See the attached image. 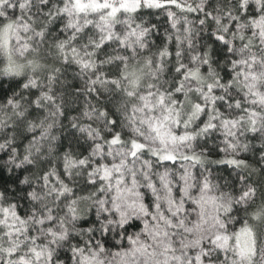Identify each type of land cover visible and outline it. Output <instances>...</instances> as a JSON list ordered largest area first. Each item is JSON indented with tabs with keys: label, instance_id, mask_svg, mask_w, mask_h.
Returning <instances> with one entry per match:
<instances>
[{
	"label": "snow or ice",
	"instance_id": "1",
	"mask_svg": "<svg viewBox=\"0 0 264 264\" xmlns=\"http://www.w3.org/2000/svg\"><path fill=\"white\" fill-rule=\"evenodd\" d=\"M8 3L9 0H0V50L4 55L3 73L15 77L24 73L25 65L16 61L13 43L20 40L21 31H33V26L22 17L19 22L9 19L4 11ZM258 4L264 7V0H258ZM19 7L23 10L27 5L21 3ZM241 7L246 9L247 5ZM42 8L46 19L54 18L49 3ZM143 8L194 10L179 0H61L56 16L66 23L64 31H69V37L53 42L58 55L65 64L72 62L82 71L96 72L97 65L91 59L97 55L96 50L104 51L113 43L125 52L146 49L149 30L146 25L134 23ZM168 19L176 31L166 37L167 44L160 43L155 59L145 56L141 66L139 59L118 53L109 58L117 64V78L106 76L103 81L91 82L93 86L102 83L120 88L123 81L122 91L129 103L124 105L123 123L120 119L109 120V113L100 115L106 137L100 136L98 129L81 128L94 141L92 156L97 166L93 168L86 159H66L65 169H91L90 186H102L101 192L107 189L110 193L108 199L99 202L98 212L105 219L113 217L118 221L125 234L130 222H142L141 231L126 235V246L111 253L117 264H217L221 260L226 264H253L256 234L252 225L248 220L238 221L241 226L234 229L227 221L235 205L241 206L237 211L251 210L254 219L264 220V200L259 205L255 203L257 190L253 185L243 184L239 191L227 190L213 179L212 173L201 172L206 157L195 148L201 137L219 133L226 146L220 151L226 155L218 163L240 169L248 167L234 155L248 147L241 142V136L264 138V55H259L261 50L257 48V43L264 45V15L253 13L247 23L237 27L234 22L216 32L215 43L230 58L231 71L226 80L215 77L207 81L203 76L208 68L200 67L206 63L204 59L193 56L191 63L181 59L184 47L193 46L191 26L180 27L171 12ZM81 34H89L87 43L83 48L75 47ZM35 35L41 44L48 39L43 27ZM34 50L25 41L23 48L16 51L23 55ZM169 60L176 61V76L170 87L164 90L149 83L148 90H143L146 79H158ZM29 67L33 72L41 69L36 60ZM48 78L56 79L55 75ZM30 83L34 85L35 81ZM44 99L50 97L45 94ZM96 137L103 142H97ZM178 166L177 177L172 170ZM44 179L47 182L48 177ZM145 189L151 193L150 204L146 202ZM70 191L64 184L57 195L66 198ZM68 212L75 221L77 201L68 204ZM40 222L45 223L43 219ZM0 228L7 229L5 235L11 245L6 250L8 264H12L13 257H18L16 264H39L42 259L51 264L53 252L39 237L23 254L18 251L21 245L13 238L32 233L27 217L14 206L0 207ZM104 231L110 233L111 228L106 226ZM48 236L55 244L65 240L67 233L49 225ZM74 252L80 257V264H104L106 244L101 246L96 241L89 251L76 247Z\"/></svg>",
	"mask_w": 264,
	"mask_h": 264
},
{
	"label": "clouds",
	"instance_id": "2",
	"mask_svg": "<svg viewBox=\"0 0 264 264\" xmlns=\"http://www.w3.org/2000/svg\"><path fill=\"white\" fill-rule=\"evenodd\" d=\"M179 2L194 10L141 9L134 23L147 26L149 35L145 43L148 47L138 48L136 52H125L120 45L113 43L104 51L96 50L97 55L91 59L98 70L93 72L82 71L72 62L63 63L56 51L53 42L69 37V31H64L66 23L56 16V6L61 0H9L4 9L6 16L18 22L22 17L24 22L33 26V31H21L20 40L13 43L16 61L25 65L23 74L10 77L3 73L4 55L0 50V207L14 206L27 217L32 235L25 233L13 238L21 245L18 249L21 254L31 247L33 239L39 237L53 252L51 264H80V257L74 249L79 247L87 252L95 246L96 241H100L101 246L106 244V252L102 254L104 264H117V258L111 253L126 246V235L134 236L141 231L142 222H130L131 226H126L125 234L124 228L113 217L105 219V215L98 212L99 202L108 199L110 193L107 189L101 192L102 186H90L88 172L91 169L78 166L66 171L65 162L66 159L77 162L86 159L93 168L97 166L92 156L94 141L89 140L81 128L88 126L98 129L100 136L106 137L107 129L100 115L109 113V120L120 119L123 123L124 105L129 101L122 91L125 87L123 81L120 88L105 87L102 83L93 86L91 82L103 81L106 76L117 78V64L109 58L118 53L130 56L133 60L139 59L141 66L143 57L151 56L155 59L160 43L167 44L166 37L176 31L168 19L170 12L179 21L180 27L191 26L193 46L191 49L184 47L185 55L181 59L185 63H191L193 56L204 59L206 63L200 67L208 68L203 76L205 81L215 77L226 80L227 73L231 71L230 58L215 43L216 32L234 22L237 27L247 23L253 13L264 15V7L259 6L258 0ZM21 3L27 5L23 10L19 7ZM45 3L50 4L49 11L54 18L46 19L47 13L42 8ZM242 4H246L247 8H242ZM41 27L48 33V39L43 44L35 35ZM88 35L81 34L74 46L83 48ZM25 41L35 50L21 55L16 50L23 48ZM257 48L261 50L258 54L264 55V45L257 43ZM33 60L41 65L39 71L33 72L29 67ZM175 64V60H169L158 79H146L143 90H148L146 85L149 83L167 90L176 76ZM50 75H55L56 79L49 80ZM31 81H35V84ZM45 94L50 99H44ZM220 94L226 96L224 92ZM95 140L103 142L99 137ZM241 142L247 143V149H241L234 155L243 159L248 167L231 168L226 176L221 172L218 181L227 190L234 188L239 191L243 184L253 185L257 190L255 203L259 205L264 200V138L252 139L251 136L242 135ZM221 148L226 146L219 133L200 138L195 150L206 157L201 172L214 175L213 170L220 165L218 161L226 155V152L220 151ZM172 171L179 176V166ZM45 177H48L47 182ZM64 184L71 189L66 193V198L57 195ZM145 199L149 204L152 202L151 193L147 189ZM72 200L77 201L78 205L75 221L68 212V204ZM237 208L241 206L233 207L227 222L232 228L238 229L241 226L238 221L248 220L256 234L253 264H264V220L254 219L251 210L246 213L243 210L237 211ZM41 219L45 221L44 224L40 222ZM49 225L58 232H66L67 238L52 244L48 236ZM106 226L111 228L110 233H105ZM6 231L0 228V264H8L10 259L6 254L11 246ZM17 259L11 258L12 264H16ZM39 264H47V260L42 259ZM217 264L226 262L221 260Z\"/></svg>",
	"mask_w": 264,
	"mask_h": 264
},
{
	"label": "trees",
	"instance_id": "3",
	"mask_svg": "<svg viewBox=\"0 0 264 264\" xmlns=\"http://www.w3.org/2000/svg\"><path fill=\"white\" fill-rule=\"evenodd\" d=\"M230 169H231V167L228 165H218L216 167V169L213 170V172H214L213 179L218 180V178L221 175V172H223V174L226 176L228 174V170H230ZM21 214H22V212H21Z\"/></svg>",
	"mask_w": 264,
	"mask_h": 264
}]
</instances>
